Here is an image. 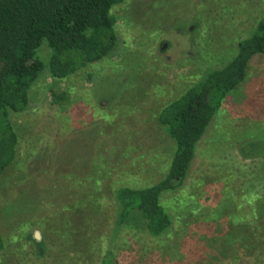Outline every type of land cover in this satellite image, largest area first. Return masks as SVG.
<instances>
[{"label": "rangeland", "instance_id": "rangeland-1", "mask_svg": "<svg viewBox=\"0 0 264 264\" xmlns=\"http://www.w3.org/2000/svg\"><path fill=\"white\" fill-rule=\"evenodd\" d=\"M263 13L264 0L113 6L116 50L63 80L44 72L26 110L10 114L19 140L0 176V264H98L112 189L155 183L169 166L174 143L159 109L227 61ZM37 54L47 62L50 50ZM51 90L69 101L53 104ZM163 205L170 232L121 228L120 264H264V55L225 96L183 186Z\"/></svg>", "mask_w": 264, "mask_h": 264}, {"label": "trees", "instance_id": "trees-1", "mask_svg": "<svg viewBox=\"0 0 264 264\" xmlns=\"http://www.w3.org/2000/svg\"><path fill=\"white\" fill-rule=\"evenodd\" d=\"M123 1L0 0V176L16 159L19 138L10 114L26 110L30 90L44 72L53 80H63L113 53L119 42L112 8ZM43 44L50 50L47 62L37 54ZM257 54L264 55V13L251 32L239 39L227 61L207 70L159 109L157 121L174 143L169 166L155 183L112 189V232L98 264H120L113 250L114 237L125 226L153 238L170 232L173 221L163 198L183 186L199 141L225 96L244 81L248 64ZM69 98L66 92L51 90L53 104ZM188 244L184 242L182 250L190 258ZM4 248L0 235V253Z\"/></svg>", "mask_w": 264, "mask_h": 264}]
</instances>
